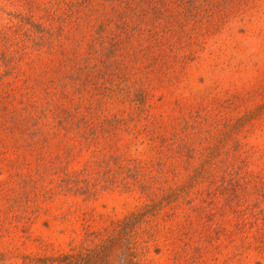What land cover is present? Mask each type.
Masks as SVG:
<instances>
[{"label":"rangeland","instance_id":"374dc122","mask_svg":"<svg viewBox=\"0 0 264 264\" xmlns=\"http://www.w3.org/2000/svg\"><path fill=\"white\" fill-rule=\"evenodd\" d=\"M74 5L0 0V264H36L134 210L137 264H264V0L199 18L176 78L131 70L99 92L95 53L58 40ZM50 15L56 40L14 29Z\"/></svg>","mask_w":264,"mask_h":264},{"label":"trees","instance_id":"16d2710c","mask_svg":"<svg viewBox=\"0 0 264 264\" xmlns=\"http://www.w3.org/2000/svg\"><path fill=\"white\" fill-rule=\"evenodd\" d=\"M245 1L248 0H74L75 5L67 16L73 18L71 14L76 12L77 20L69 24L70 20L65 17L57 27L58 40L63 42V51L69 49V40L86 46L84 57L95 53L91 78L97 81L98 92L99 86L108 84L112 81L109 76L115 74H123L132 81L141 71L142 81L157 78L162 82L177 77L169 75L167 68L184 65L190 54L186 51L201 41L198 36L206 33L201 31L199 18L205 16L209 20L228 10L235 14L234 9ZM48 18L50 23L45 29L41 23L21 18L15 22L14 29L16 33H28L32 27L36 32H48L50 41L56 40L52 15ZM78 58L82 56L78 54ZM75 64L79 65V61H74ZM144 67L159 72L148 76L142 71ZM131 70L135 77L125 75ZM230 127L233 125L220 130L227 139L231 134L235 136L227 132ZM186 165L190 167V162ZM142 214L134 210L111 221V226L86 228L79 243L57 253L33 255L31 259L36 264H137V256L142 251L137 225Z\"/></svg>","mask_w":264,"mask_h":264}]
</instances>
